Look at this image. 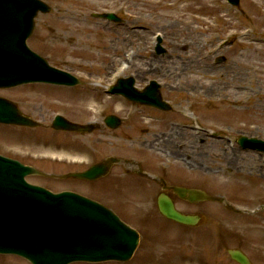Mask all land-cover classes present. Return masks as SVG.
Returning a JSON list of instances; mask_svg holds the SVG:
<instances>
[{
  "label": "rangeland",
  "instance_id": "obj_1",
  "mask_svg": "<svg viewBox=\"0 0 264 264\" xmlns=\"http://www.w3.org/2000/svg\"><path fill=\"white\" fill-rule=\"evenodd\" d=\"M43 1L50 5L52 12L38 15L28 45L52 66L78 77L83 85L72 89L22 86L0 90V96L16 102L23 113L44 125L49 124L56 113L78 122L96 120L101 127L89 135L78 138L59 133L55 137L71 151L83 148L90 152L95 160L107 155L141 160L145 164L142 166H148L155 175L166 176L168 182L201 189L224 202L194 205L174 197L181 212L201 216L200 223L190 228L159 216L156 195L160 190L147 186L145 180L135 176H120V167L92 183L36 177L29 180L53 191L73 190L94 199L139 233V245L130 261L102 264H235L226 254L231 248L244 251L254 264H264V239L257 237L258 232L246 230L247 226L257 223L264 227V154L242 151L231 143L241 135L264 140V0H240L237 8L222 0ZM104 12L116 14L122 22L115 24L91 16ZM188 23L191 29H198L199 40L204 42L201 61L218 73L228 72V79L235 78L233 86L227 90L219 87L214 98L227 101L222 111L209 103L203 104L206 110L200 108V101L207 100L206 94L200 98L184 87L177 91L171 88L173 84L184 83L178 58L189 55L186 46L179 44L172 48L171 43L180 41L174 37H180ZM247 31L244 36L243 32ZM158 32L164 37L161 45L165 52L161 56L153 53V37ZM127 53L133 55L131 66L122 77H132L138 89L150 81L159 84L162 99L171 106L169 112L155 110V116H163V120L142 125L143 113L137 109L150 111V108L128 102L129 106L120 111L119 98L103 93V88L111 81V73L127 62ZM221 57L224 61L218 63L216 60ZM82 96L95 99L88 103L89 111H82L85 117L72 106ZM131 106L136 108L135 117L133 113L129 116ZM98 109H104L101 116L95 112ZM180 112L193 116L179 119ZM40 113L45 114V121ZM107 114L125 119L123 127L115 131L103 127V116ZM129 125H134L139 132L133 136L126 133ZM173 125H179L180 130ZM10 130L16 133L17 143L29 144L36 140L41 144L43 140L48 145L56 142L51 139L46 142L45 139L53 135L42 128L11 126ZM196 130L200 132L198 135ZM8 133V128H0V137ZM169 133L174 138L179 134L182 145L189 147L185 155L196 154L192 157L195 164L190 166V161L174 160L171 145L164 143L163 153L156 150V143L154 149L148 147L149 142ZM212 133L222 138H214ZM44 134L48 136L44 138ZM128 137L135 143L131 144ZM13 140L0 139L1 154L45 168L43 170L49 173L63 174L80 168L71 160L47 164L25 156L16 149L19 144ZM177 147L173 144L174 153ZM160 155H164L162 160ZM174 164L181 169H176ZM252 185L261 192H241ZM0 264L28 263L18 257L0 256Z\"/></svg>",
  "mask_w": 264,
  "mask_h": 264
},
{
  "label": "water",
  "instance_id": "obj_2",
  "mask_svg": "<svg viewBox=\"0 0 264 264\" xmlns=\"http://www.w3.org/2000/svg\"><path fill=\"white\" fill-rule=\"evenodd\" d=\"M237 3L238 0H234V4ZM39 11L46 13L49 9L38 0H0V88L30 82L59 85L70 79L68 75L48 67L24 45ZM106 16L113 18L112 15ZM127 83L130 85L132 81ZM155 93L156 89L151 95L152 99L148 94L132 96L139 100L149 98L151 104L162 107ZM0 121L32 125L4 101H0ZM60 123L55 126L60 127ZM109 123L117 122L111 117ZM69 129L78 128L72 126ZM238 141L245 147L264 151L262 141L245 137H240ZM113 160L109 159L108 162ZM105 167L93 168L85 177L94 178V175L103 173ZM27 174V168L0 159V253L18 254L32 264L129 259L137 245V234L133 230L98 205L70 194L52 196L26 185L23 178ZM175 191L182 197L183 193L189 194V200L206 198L198 192ZM157 206L163 216L175 221L186 224L197 221L194 217L176 212L167 197H160ZM229 254L240 264H250L239 251H230Z\"/></svg>",
  "mask_w": 264,
  "mask_h": 264
},
{
  "label": "bare ground",
  "instance_id": "obj_3",
  "mask_svg": "<svg viewBox=\"0 0 264 264\" xmlns=\"http://www.w3.org/2000/svg\"><path fill=\"white\" fill-rule=\"evenodd\" d=\"M186 32V33H185ZM185 32H181L180 34H182L180 37H174L175 40H179L180 41H173L171 43L172 48H175L177 45L180 44L183 46H186V49H188L187 53H189V55H186L185 57H179L178 59L181 62V66H182V70L180 73V76L184 78V83H179L174 85L172 82V86L171 88L175 91H177V88L180 89V87H184L186 89H189L191 92L196 93L199 95L200 98H202L201 96L205 95L207 96V100H201L200 102H202L201 105V109L206 110L207 106L203 105L204 103H209L211 105H217L219 106V110L222 111L223 110V105H226L227 101L225 99L222 100H216L214 99L216 96V93L219 90V87H223V91L227 90V88H229L230 86H233V81H235V78L232 79H228L229 73H218V71L216 72L212 67L206 65L203 61H201L200 56H201V52L204 48V42L202 40H199V31L198 29H191L190 24L188 23L186 25V31ZM246 36V34L244 35ZM164 38V37H163ZM135 58V55L133 57V59ZM182 60V61H181ZM124 73V72H123ZM122 73V74H123ZM121 75V74H120ZM121 77V76H120ZM198 89V90H197ZM197 90V92L195 91ZM221 90V91H222ZM204 97V96H203ZM95 102L94 98H83L81 99L76 105L78 106L77 108L83 110V111H89L88 110V103H93ZM118 103H120L117 106H121L120 107V111H123L125 106L124 104L119 101ZM138 112H140V110H138ZM82 113V112H81ZM142 115V125H146L148 126L149 124H153V122L155 121H161L163 120V116L162 117H155L152 118L154 116V114H152L151 112L142 110L141 114ZM136 113H133L134 117ZM193 116V114L189 113V112H183V113H179L177 115V118H181V117H190ZM195 115V114H194ZM196 116H194L193 118L195 119ZM176 130H180L179 128L176 127ZM9 135V133L7 134V136ZM177 137L174 138V136L172 134H168V135H164L162 134L161 138H158L154 141V144L156 143L157 149L160 153L162 152V146H164L165 144L171 145L172 150H174V152L176 151V149H173V144H176L177 147V152L176 153H172L171 152V156H173V159L175 160H180L182 162H189V165H193L195 164L194 161L192 160V157L195 156L196 154L192 155V156H187L185 154H187V151L189 150V147L185 146L184 144L182 145V141L180 139H178L179 134H176ZM167 138H166V137ZM173 136V137H172ZM11 137V136H10ZM10 137H1V139H6L7 141L12 140ZM133 139V138H132ZM17 143L16 140H13ZM131 144H134V140L130 141ZM165 143V144H164ZM20 144V143H19ZM132 145H125V147H130ZM192 147V146H191ZM31 148V149H30ZM28 148V151H46V150H50V149H45V147H41V146H36L35 148L31 147ZM132 148V147H131ZM129 148V150L131 149ZM193 148V147H192ZM34 149V150H32ZM183 150H185V152H183ZM183 152V153H182ZM68 154V152L66 151H61L60 153H58L59 155L61 154ZM164 156V155H163ZM162 155L159 156V159L162 160L163 158ZM170 156V155H169ZM229 155H227L228 157ZM229 158V157H228ZM184 160V161H183ZM174 167H176V169L180 170L181 167L178 165H175ZM222 168L219 169V171ZM249 189H245L242 190L241 192L243 194H247L250 193L251 194H255V193H259L261 192L259 187H255V186H249ZM252 188V189H251ZM255 192V193H254ZM261 224V223H260ZM264 224V223H263ZM249 231H255L258 232L256 235L259 239H264V227L263 225H258V223L256 225H252V226H247V229ZM254 233V232H253Z\"/></svg>",
  "mask_w": 264,
  "mask_h": 264
}]
</instances>
